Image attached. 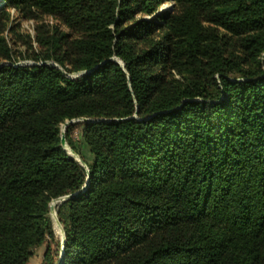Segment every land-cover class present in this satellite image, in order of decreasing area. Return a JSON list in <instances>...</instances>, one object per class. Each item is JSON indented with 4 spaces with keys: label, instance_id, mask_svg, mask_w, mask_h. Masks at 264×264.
<instances>
[{
    "label": "trees",
    "instance_id": "16d2710c",
    "mask_svg": "<svg viewBox=\"0 0 264 264\" xmlns=\"http://www.w3.org/2000/svg\"><path fill=\"white\" fill-rule=\"evenodd\" d=\"M171 1L0 0V264L54 242L87 171L53 264H264V0ZM11 11L79 37L4 64ZM78 119L85 168L60 145Z\"/></svg>",
    "mask_w": 264,
    "mask_h": 264
},
{
    "label": "rangeland",
    "instance_id": "374dc122",
    "mask_svg": "<svg viewBox=\"0 0 264 264\" xmlns=\"http://www.w3.org/2000/svg\"><path fill=\"white\" fill-rule=\"evenodd\" d=\"M171 9H173L172 1L162 0V4L158 8V12L163 13L166 11H170ZM10 16L14 20L12 23L6 24L5 31L3 32V36L6 40L9 50V59H3L1 61L4 64L30 66L34 64L45 63L55 65L53 60H44V57L46 56L48 51L46 47H42L36 43L37 34H40L42 37L44 36L47 38L48 36L51 37L54 32V29H58L61 33L70 34L71 38L79 37V34L71 32L59 20L51 16L41 15L37 16L35 19H22L18 17L13 11L10 12ZM156 16L157 13L152 16H144V14L139 13L135 15L132 20L125 26L131 25L132 21L138 19L153 21ZM65 62H69L68 59H66ZM82 75H84V73H74L70 76L79 77ZM69 122L73 123L65 127V124ZM85 123L89 122H85L82 119L66 121L59 126V132L60 138L61 136H63L64 138V147L62 148L65 151L66 155L76 162L80 161L83 163V161H85L87 163H90L91 156L89 150L84 144L81 137L83 124ZM67 141H70L73 144L74 148L76 149V152L71 149ZM70 151H72L73 154H71ZM56 200L51 201V203L49 204V206L51 204L54 205L53 212H50L48 207V218L51 223L54 242L50 239H47L42 246L34 249L32 256L28 260L27 264H53L56 261V253L58 251V248H60L59 253L61 252L64 229L63 224L60 222L58 217V209L64 202ZM56 244L58 245L57 251L55 248ZM47 248L50 249V253L48 255V259H45V253L47 251ZM59 260L60 258L58 259V261Z\"/></svg>",
    "mask_w": 264,
    "mask_h": 264
},
{
    "label": "water",
    "instance_id": "95a60500",
    "mask_svg": "<svg viewBox=\"0 0 264 264\" xmlns=\"http://www.w3.org/2000/svg\"><path fill=\"white\" fill-rule=\"evenodd\" d=\"M82 120L85 121V122H92V121H90V120H86V119H82ZM72 123H73V122H69V123L65 124V127L69 126V125L72 124ZM60 145H61V147H64V138H63V136H61V138H60ZM70 153L73 154L72 151H70ZM77 162H79V164H80L81 166L85 167V165H84L82 162H80V161H77ZM88 181H89V176H88V171H87V180H86V184H85V186H84L80 191L76 192L75 194H71V195H68V196H66V197H63V198H61V199H58V200H56V201L65 202V201H69V200H72V199L77 198L78 196H80L81 194H83V193L87 190V188H88ZM49 211H50V212H53V211H54V205H53V204H51V205L49 206ZM57 224H58V223H57ZM58 226H59V225H58ZM64 243H65V238H64V234H63V237H62V249H61V252H63V250H64ZM62 261H63V256H62V254H61V257H60V260H59V263H58V264H61Z\"/></svg>",
    "mask_w": 264,
    "mask_h": 264
},
{
    "label": "bare ground",
    "instance_id": "6f19581e",
    "mask_svg": "<svg viewBox=\"0 0 264 264\" xmlns=\"http://www.w3.org/2000/svg\"><path fill=\"white\" fill-rule=\"evenodd\" d=\"M64 128V127H63Z\"/></svg>",
    "mask_w": 264,
    "mask_h": 264
}]
</instances>
